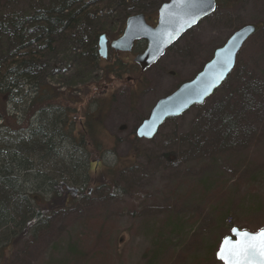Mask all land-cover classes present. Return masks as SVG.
I'll use <instances>...</instances> for the list:
<instances>
[{
    "label": "rangeland",
    "instance_id": "rangeland-1",
    "mask_svg": "<svg viewBox=\"0 0 264 264\" xmlns=\"http://www.w3.org/2000/svg\"><path fill=\"white\" fill-rule=\"evenodd\" d=\"M26 1L0 0V9L6 3L12 10L41 8L38 1ZM164 1L169 0L136 3L146 8L147 16H154L151 20L155 24L157 10ZM47 5L44 0L43 6ZM123 7L106 5L103 15L117 17ZM137 8L130 13L136 14ZM110 20L107 37L113 41L122 33L117 35L120 25ZM261 22L264 0H242L235 7L218 8L146 73L132 66L137 54H123L119 60L113 55L109 65L102 60L101 66L112 67L119 61L129 64L130 73L120 81L111 76L101 92L94 82L87 85L89 90H84L82 84L72 88L62 85L77 93L72 95L80 103L75 107L77 111L86 108L88 100L98 99L97 93L106 91L107 98L102 100L107 105L103 125L95 145L89 142L85 150L90 158V187L98 186L102 191L84 206L78 205L74 214L55 216L51 237L28 249L22 247L16 261L148 264L153 245L167 240V252L154 261L156 264H223L210 251L218 245L221 235L225 239L231 234V229L226 231L229 226L251 233L264 229V49L258 41L259 34L246 42L232 76L204 105L168 120L152 140L132 137L155 104L193 79L236 31ZM58 67L67 70V77L73 74L70 64ZM95 75L101 77V72ZM57 83L61 84V80L56 79ZM247 85L255 92L248 94ZM246 91L244 99L238 97ZM219 107H223V114H216L213 120L211 115ZM236 111L238 133L220 145L214 129L221 125L211 121ZM82 117L75 114L73 119L77 124ZM203 179H207V191L199 185ZM76 193L70 192L72 196ZM227 210L231 212L225 221L223 214ZM176 217L186 230L181 239L168 240L170 229L165 234L161 230L166 220L175 221ZM55 245L60 248L54 250ZM70 246L75 247L77 256L70 254Z\"/></svg>",
    "mask_w": 264,
    "mask_h": 264
},
{
    "label": "trees",
    "instance_id": "trees-1",
    "mask_svg": "<svg viewBox=\"0 0 264 264\" xmlns=\"http://www.w3.org/2000/svg\"><path fill=\"white\" fill-rule=\"evenodd\" d=\"M35 1L40 2V9L12 10L8 3L0 9V264H21L16 260L22 247L28 249L44 243L45 237L50 238L55 216L74 214L78 205L84 206L102 191L98 186L90 187V158L85 150L89 142L95 145L103 125L107 105L102 100L107 98L106 91L97 93L98 99L88 100L87 107L77 111L75 107L80 103L72 96L75 91L61 86L72 88L82 84L84 90H89L87 85L94 82L101 92L111 76L120 81L129 74L127 63L101 66L100 37L109 34L110 19L120 25L119 35L130 16L148 15L136 0H47V7L43 6L44 0ZM216 1L218 9L235 7L242 0ZM115 4L125 7L117 17L103 15L106 5ZM135 6L138 12L131 14ZM254 26V36L259 34L258 41L264 49V22ZM65 64L73 70L70 77L64 75L67 70L58 67ZM97 72H101V77L95 75ZM56 79L61 84L56 85ZM78 92L81 97V90ZM253 92L254 88L249 86L248 94ZM246 94L247 91L241 92L238 97L244 99ZM222 111L223 107H219L212 119ZM237 113L225 116L222 112L211 121L221 125L214 129L220 145L238 133ZM75 114L82 115L83 121L76 124ZM136 131L132 137L138 140ZM199 185L205 191L209 188L207 179ZM73 191H77L76 196L70 194ZM230 212L223 214L225 221ZM176 218L166 220L161 230L165 234L170 229L168 240L181 239L186 230ZM233 228L231 225L226 231ZM224 237L221 235L216 241L218 245L211 249V256H216ZM166 244L167 240L153 245L148 264H156L154 261L167 252ZM55 246L54 250L60 248ZM74 249L70 246L68 250L77 256ZM61 263L68 264L66 260Z\"/></svg>",
    "mask_w": 264,
    "mask_h": 264
},
{
    "label": "water",
    "instance_id": "water-1",
    "mask_svg": "<svg viewBox=\"0 0 264 264\" xmlns=\"http://www.w3.org/2000/svg\"><path fill=\"white\" fill-rule=\"evenodd\" d=\"M216 9V0H169L160 7L155 27L147 24L145 15H133L127 20L121 38L114 41L111 46L116 51L130 53L135 42L145 41L146 48L134 58V63L141 71L146 72L157 65L167 50L177 44L190 30L212 16ZM255 33L254 25H247L236 31L223 47L216 50L212 60L193 80L184 83L171 95L156 103L148 119L138 128L137 138L152 140L168 120L179 118L191 108L204 105L232 74L240 51ZM107 45L106 36H101L99 56L102 59L107 57ZM226 238L233 241L237 239L233 230ZM227 247L225 245V248ZM225 257L227 258L226 252ZM216 258L226 264V259L221 260L218 255Z\"/></svg>",
    "mask_w": 264,
    "mask_h": 264
},
{
    "label": "snow or ice",
    "instance_id": "snow-or-ice-1",
    "mask_svg": "<svg viewBox=\"0 0 264 264\" xmlns=\"http://www.w3.org/2000/svg\"><path fill=\"white\" fill-rule=\"evenodd\" d=\"M233 233L237 239L225 238L218 258L226 259V264H264V229L250 233L234 228ZM225 245L228 247L225 248Z\"/></svg>",
    "mask_w": 264,
    "mask_h": 264
},
{
    "label": "flooded vegetation",
    "instance_id": "flooded-vegetation-1",
    "mask_svg": "<svg viewBox=\"0 0 264 264\" xmlns=\"http://www.w3.org/2000/svg\"><path fill=\"white\" fill-rule=\"evenodd\" d=\"M90 1V0H89ZM146 16V21H147V24L148 25H150V26H156V23H157V20H158V15H157V20L155 21V24L152 22V18L154 17H149V16H147V15H145ZM156 18V17H155ZM152 19V20H151ZM127 22V21H126ZM152 22V23H151ZM125 28H126V24H125V27H124V30H123V32H122V34H121V36L123 35V33H124V31H125ZM106 36V35H105ZM121 36L119 37V38H121ZM106 38H107V40H108V50H107V57H106V59H102L103 61H105V62H107V64L109 65V61L110 60H108V59H111L110 58V56L112 57L113 55H115V56H117L116 58H118V60L120 59V56L121 55H123V54H125V55H127V54H133V53H135V54H137V55H139L140 53H142V51H144L145 50V48H146V45H147V43L145 42V41H139V42H135V44H134V47H133V50H132V52H130V53H125V52H122V51H116V50H114L113 48H112V46H111V44L114 42V41H116V40H118L119 38H117V39H115V40H113V41H110L109 39H108V37L106 36ZM139 48H140V50H139ZM99 50V49H98ZM141 51V52H140ZM169 50H167V52H168ZM140 52V53H139ZM167 52H166V54H167ZM166 54H165V56H166ZM136 55V56H137ZM135 56V57H136ZM164 56V57H165ZM159 64V63H158ZM157 64V65H158ZM133 67H136L137 69H139L140 71H141V69L139 68V66H137L135 63H134V60H133V65H132ZM156 66V65H155ZM155 66H153V67H155ZM152 67V68H153ZM151 68V69H152ZM151 69H149V70H151ZM148 70V71H149ZM148 71H146V72H148ZM142 73H146V72H143V71H141ZM136 82H138V80L136 81ZM140 86V88H141V83L139 84ZM172 94V93H171ZM167 97V96H166ZM165 98V97H164ZM156 105V104H155ZM154 108V107H153ZM153 110V109H152ZM151 114V113H150ZM149 117V116H148Z\"/></svg>",
    "mask_w": 264,
    "mask_h": 264
}]
</instances>
